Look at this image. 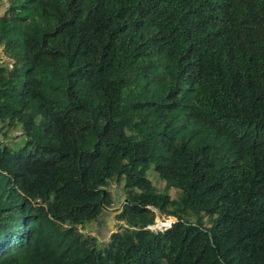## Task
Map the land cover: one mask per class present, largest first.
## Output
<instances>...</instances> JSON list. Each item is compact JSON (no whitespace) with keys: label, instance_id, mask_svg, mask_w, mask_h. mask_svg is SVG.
Wrapping results in <instances>:
<instances>
[{"label":"trees","instance_id":"16d2710c","mask_svg":"<svg viewBox=\"0 0 264 264\" xmlns=\"http://www.w3.org/2000/svg\"><path fill=\"white\" fill-rule=\"evenodd\" d=\"M8 1L0 264H264V0Z\"/></svg>","mask_w":264,"mask_h":264},{"label":"rangeland","instance_id":"374dc122","mask_svg":"<svg viewBox=\"0 0 264 264\" xmlns=\"http://www.w3.org/2000/svg\"><path fill=\"white\" fill-rule=\"evenodd\" d=\"M9 1L8 0H0V15L4 12L5 8H7ZM3 46H0V60H4ZM152 180L156 184L158 188H164L165 182L158 180V178L151 176ZM122 183L111 182L109 185V192L112 194L113 201L112 204L105 208L103 214L99 217L97 221L92 222L90 225H87L84 228H81L83 233H87L89 235L95 236L99 244H103L109 241L112 232L118 230V226L121 224L117 220V214L123 208V203L126 202L125 194L123 190ZM175 189L169 188V193L172 198L176 197ZM157 218V214L155 213V220ZM173 218V217H172ZM171 217L166 218L164 223H168V221L172 220ZM189 219L191 221H195V218L190 216ZM164 225V224H162ZM207 225V223H205Z\"/></svg>","mask_w":264,"mask_h":264},{"label":"clouds","instance_id":"9594fccd","mask_svg":"<svg viewBox=\"0 0 264 264\" xmlns=\"http://www.w3.org/2000/svg\"><path fill=\"white\" fill-rule=\"evenodd\" d=\"M126 200V199H125ZM124 204V203H123ZM122 204V205H123ZM107 208V207H106ZM147 208H150L151 210H153V209H155V210H153L154 211V213H156L157 214V211L158 212H160L159 210H157L155 207H153V206H147ZM105 209V208H104ZM157 210V211H156ZM105 211V210H104ZM103 211V212H104ZM119 213V212H118ZM160 214H164V215H166L167 217H173L172 218V220H170L167 224H164V225H162V223H164L165 221H163V220H161V221H159L157 218H159L158 217V215H157V218H156V220L154 219V222L152 223V224H150V225H147V229H149L150 231H153V232H158V231H164L165 229H167V228H169L174 222H176L177 221V218L176 217H174V216H172V215H167V214H165V213H162V212H160ZM118 220V219H117ZM119 222H121V224L119 225V226H121V225H124V222L123 221H121V220H118ZM118 226V227H119ZM80 230H81V228H80ZM82 231V230H81ZM117 231V230H116ZM115 231V232H116ZM83 232V231H82ZM114 232H112V234H113ZM107 243V242H106Z\"/></svg>","mask_w":264,"mask_h":264},{"label":"bare ground","instance_id":"6f19581e","mask_svg":"<svg viewBox=\"0 0 264 264\" xmlns=\"http://www.w3.org/2000/svg\"><path fill=\"white\" fill-rule=\"evenodd\" d=\"M161 218H162V219H161ZM167 218H169V217H167ZM165 219H166V218H164V217H162V216L159 217V221H161V220L166 221ZM166 222H167V221H166ZM168 222H169V221H168ZM162 224H164V223H162Z\"/></svg>","mask_w":264,"mask_h":264},{"label":"water","instance_id":"95a60500","mask_svg":"<svg viewBox=\"0 0 264 264\" xmlns=\"http://www.w3.org/2000/svg\"><path fill=\"white\" fill-rule=\"evenodd\" d=\"M153 210H155V209H153ZM156 211H157V210H156ZM157 215H158V217H160V212L157 211ZM161 219H162V218H161Z\"/></svg>","mask_w":264,"mask_h":264}]
</instances>
